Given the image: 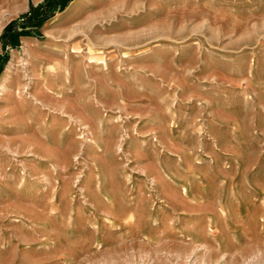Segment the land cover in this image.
<instances>
[{"label": "rangeland", "instance_id": "374dc122", "mask_svg": "<svg viewBox=\"0 0 264 264\" xmlns=\"http://www.w3.org/2000/svg\"><path fill=\"white\" fill-rule=\"evenodd\" d=\"M43 1L0 0V264H264V0Z\"/></svg>", "mask_w": 264, "mask_h": 264}, {"label": "trees", "instance_id": "16d2710c", "mask_svg": "<svg viewBox=\"0 0 264 264\" xmlns=\"http://www.w3.org/2000/svg\"><path fill=\"white\" fill-rule=\"evenodd\" d=\"M67 0H44L37 7H33L29 12V15H25L23 18L24 22L20 23L22 29L26 26H38L41 22L49 15L54 13L57 9L62 8ZM17 21L11 22L6 26L3 32V43L17 45L18 38L22 34L23 30L19 32L16 30ZM26 31V30H24ZM28 33V32H27ZM4 56L0 54V61L2 62ZM0 62V69L2 68V63Z\"/></svg>", "mask_w": 264, "mask_h": 264}, {"label": "bare ground", "instance_id": "6f19581e", "mask_svg": "<svg viewBox=\"0 0 264 264\" xmlns=\"http://www.w3.org/2000/svg\"><path fill=\"white\" fill-rule=\"evenodd\" d=\"M10 65H11V63H10ZM10 65L8 66V68H7V72H6V75L4 76V81H6V82H9L10 79H11V77L8 76V74L10 73V70H11V66H10ZM12 65H13V64H12ZM18 89L24 91V90H25V87H23L22 85H19V88H18Z\"/></svg>", "mask_w": 264, "mask_h": 264}]
</instances>
